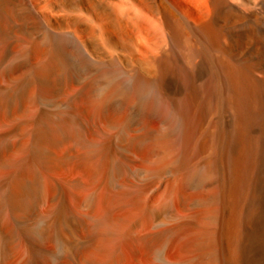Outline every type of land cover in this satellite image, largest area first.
Listing matches in <instances>:
<instances>
[{
    "label": "bare ground",
    "instance_id": "1",
    "mask_svg": "<svg viewBox=\"0 0 264 264\" xmlns=\"http://www.w3.org/2000/svg\"><path fill=\"white\" fill-rule=\"evenodd\" d=\"M0 264H264V0H0Z\"/></svg>",
    "mask_w": 264,
    "mask_h": 264
}]
</instances>
